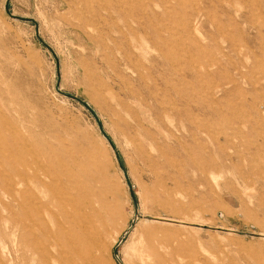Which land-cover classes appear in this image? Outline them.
Listing matches in <instances>:
<instances>
[{"label": "rangeland", "instance_id": "rangeland-1", "mask_svg": "<svg viewBox=\"0 0 264 264\" xmlns=\"http://www.w3.org/2000/svg\"><path fill=\"white\" fill-rule=\"evenodd\" d=\"M136 214L124 264H264V0H0V264Z\"/></svg>", "mask_w": 264, "mask_h": 264}, {"label": "bare ground", "instance_id": "bare-ground-1", "mask_svg": "<svg viewBox=\"0 0 264 264\" xmlns=\"http://www.w3.org/2000/svg\"><path fill=\"white\" fill-rule=\"evenodd\" d=\"M135 23V22H134ZM147 140H148V138H147ZM138 215L136 214L135 215V224L137 223V221H138ZM135 224L133 225V226H129L126 230H125V232L121 235V237L118 239V241L116 242V244H115V246H114V248L112 249V255H113V257H114V254H113V251L115 250V248H117V246L124 240V238L130 233V230L135 226ZM140 258V257H139ZM114 259L119 263V264H124L121 260H120V258H119V256H118V251H117V258H116V256L114 257Z\"/></svg>", "mask_w": 264, "mask_h": 264}, {"label": "water", "instance_id": "water-1", "mask_svg": "<svg viewBox=\"0 0 264 264\" xmlns=\"http://www.w3.org/2000/svg\"><path fill=\"white\" fill-rule=\"evenodd\" d=\"M135 222H136L135 219H133L131 222V225L133 226L135 224ZM113 254H114V257L116 256V258H117V248H115V250L113 251Z\"/></svg>", "mask_w": 264, "mask_h": 264}]
</instances>
